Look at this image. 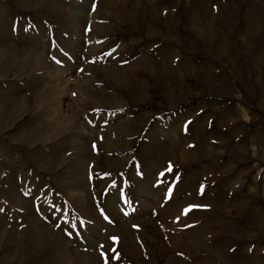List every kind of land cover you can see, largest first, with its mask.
Segmentation results:
<instances>
[{
    "label": "rangeland",
    "instance_id": "rangeland-1",
    "mask_svg": "<svg viewBox=\"0 0 264 264\" xmlns=\"http://www.w3.org/2000/svg\"><path fill=\"white\" fill-rule=\"evenodd\" d=\"M0 264H264V0H0Z\"/></svg>",
    "mask_w": 264,
    "mask_h": 264
}]
</instances>
